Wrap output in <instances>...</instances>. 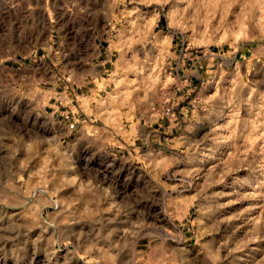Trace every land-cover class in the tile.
I'll list each match as a JSON object with an SVG mask.
<instances>
[{
  "label": "rangeland",
  "instance_id": "1",
  "mask_svg": "<svg viewBox=\"0 0 264 264\" xmlns=\"http://www.w3.org/2000/svg\"><path fill=\"white\" fill-rule=\"evenodd\" d=\"M0 264H264V0H0Z\"/></svg>",
  "mask_w": 264,
  "mask_h": 264
},
{
  "label": "built area",
  "instance_id": "2",
  "mask_svg": "<svg viewBox=\"0 0 264 264\" xmlns=\"http://www.w3.org/2000/svg\"><path fill=\"white\" fill-rule=\"evenodd\" d=\"M165 115H171L173 112H172V107H167L164 111Z\"/></svg>",
  "mask_w": 264,
  "mask_h": 264
}]
</instances>
